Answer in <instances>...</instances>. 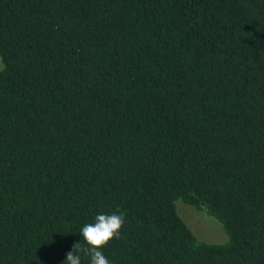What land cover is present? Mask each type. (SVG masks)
<instances>
[{
    "label": "trees",
    "instance_id": "1",
    "mask_svg": "<svg viewBox=\"0 0 264 264\" xmlns=\"http://www.w3.org/2000/svg\"><path fill=\"white\" fill-rule=\"evenodd\" d=\"M0 57V264L117 210L110 264H264V0H0Z\"/></svg>",
    "mask_w": 264,
    "mask_h": 264
},
{
    "label": "clouds",
    "instance_id": "2",
    "mask_svg": "<svg viewBox=\"0 0 264 264\" xmlns=\"http://www.w3.org/2000/svg\"><path fill=\"white\" fill-rule=\"evenodd\" d=\"M124 214L117 210L112 214H98L94 221L80 228L83 243H75L66 253V264H82L81 257L88 259V264H110L102 250L113 238H118L124 224Z\"/></svg>",
    "mask_w": 264,
    "mask_h": 264
},
{
    "label": "rangeland",
    "instance_id": "3",
    "mask_svg": "<svg viewBox=\"0 0 264 264\" xmlns=\"http://www.w3.org/2000/svg\"><path fill=\"white\" fill-rule=\"evenodd\" d=\"M2 61L0 57V69ZM176 211L193 233L206 242H223L226 240L225 232L221 223L205 209H198L183 203L181 200L175 201Z\"/></svg>",
    "mask_w": 264,
    "mask_h": 264
}]
</instances>
